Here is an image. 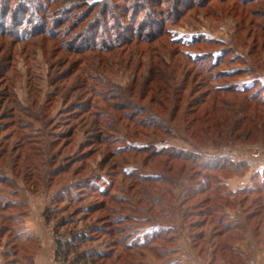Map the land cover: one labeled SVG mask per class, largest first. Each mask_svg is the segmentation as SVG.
I'll return each mask as SVG.
<instances>
[{
    "label": "rangeland",
    "instance_id": "374dc122",
    "mask_svg": "<svg viewBox=\"0 0 264 264\" xmlns=\"http://www.w3.org/2000/svg\"><path fill=\"white\" fill-rule=\"evenodd\" d=\"M33 2L74 4L76 14L72 23L43 25L45 33L0 38L4 264H33L40 242L51 253L55 238L76 235L84 241L69 259L226 264L220 253L209 261L215 241L224 246L210 240L215 222H240L252 211L260 214L248 223L260 227L257 234L249 227L254 241H233L243 256L230 263L264 264V187L227 186L244 185L241 175L264 167V0ZM26 29L18 26L17 36ZM240 117L242 127L233 129ZM214 159L248 167L214 171ZM205 177L219 195L195 192ZM257 179L245 185L257 188ZM229 191L232 211L214 209ZM203 208L209 216L192 213ZM203 218L206 240L195 258L189 222ZM169 221L173 229L165 230ZM104 252L111 257L99 258Z\"/></svg>",
    "mask_w": 264,
    "mask_h": 264
},
{
    "label": "trees",
    "instance_id": "16d2710c",
    "mask_svg": "<svg viewBox=\"0 0 264 264\" xmlns=\"http://www.w3.org/2000/svg\"><path fill=\"white\" fill-rule=\"evenodd\" d=\"M72 3V2H70ZM60 5V3H59ZM74 4H70L69 6L70 8H61L60 6H55V5H50L49 3H45L44 5L41 4H34L33 0H0V38L2 37H10V38H18L19 39H24L21 38L22 37H30L33 32L34 34H38V33H45V28L43 27V25H45V27H47L49 25V23H52L54 21V19H56L57 25H66L69 23H72L73 21V17L75 16V8L76 5ZM96 6V5H95ZM27 7H33V8H37L40 9L39 12L40 13H35V12H31V10H29V8L27 9ZM88 12L90 10L94 9V5H88L87 6ZM70 10H73L74 12L70 13ZM33 11H35L33 9ZM87 13V12H86ZM85 13V15H86ZM33 16L34 18H36V22L32 23V20H27V16ZM60 17V18H55V17ZM60 19V20H59ZM84 21V17H81L79 19V22ZM78 22V23H79ZM22 24H26L27 29L26 30H22V32H20L17 36L16 31H17V27L21 26ZM91 25L90 22L87 23V27ZM30 30H29V29ZM36 30V32H35ZM29 31V32H28ZM125 35V34H124ZM124 35L122 34V36L124 37ZM133 35V34H132ZM121 36V38H122ZM118 36L116 35L115 38H117ZM128 37V36H127ZM130 38V36H129ZM114 40V38H111ZM117 40H120L119 38H117ZM129 40V39H128ZM95 42V41H94ZM240 91H245V90H240ZM242 111V110H241ZM239 120H237L234 125H232V128L235 129L236 127H242V122H243V118H238ZM258 126L262 124H260V122H258ZM249 133L250 132H245L244 137L248 138L249 137ZM211 170L214 171H221L224 169H229L232 172H235L237 170H241L243 172L246 171L247 165L243 162H237V161H233V160H226L225 159L222 160V162H220L217 159H214L212 161L211 166L209 167ZM242 172V173H243ZM253 178L256 179L258 178L257 182L253 181V183H259L261 181V184L255 188H250L245 186L242 188V190H240V192H250L256 189H260L264 187V171H262L261 173L257 174L254 173L253 174ZM192 179V178H191ZM199 185L200 190H196L195 192H199V193H209L211 195H219L217 194L215 188L210 189L209 184H206L208 179L205 178H200L199 180ZM165 192H167V189H164ZM237 192V191H235ZM231 194H234V192H227L226 194H224V196L222 198L226 199L225 203H218L217 205H213L212 207H214V209H218L220 210L223 207H227L232 211L231 206H233V200L230 202L228 200L229 196H231ZM193 195V191H190V197ZM230 199V198H229ZM247 200V198H244V200L242 199L240 202L243 204L245 201ZM167 202V200H165ZM203 205H208L210 204V202L212 201V197L210 195L206 196L203 200ZM264 206V205H263ZM235 207V206H233ZM234 209V208H233ZM2 210H4V208H2ZM214 211V210H213ZM235 211V210H234ZM204 212V213H203ZM245 209H243V213H245ZM194 213L195 216H199L200 214L203 215L204 217L209 216V211L203 209H200L198 211H194L192 212ZM224 216H228L227 218H229L231 215L229 214V211L227 212H223L222 213ZM238 214V215H237ZM242 213H237V211H235V215L234 216H242ZM260 213L252 211V212H246L245 213V217L240 219V222H234L233 224H229L228 222H224L222 216H220L217 220H216V226L219 228L217 230L212 231V235L210 236V240L211 239H221L223 241L224 245L219 246V242L215 241V246L213 247V249L211 250L210 254L212 255V259L209 261H212L214 259V257H216L218 254L221 255L222 257H225V262L226 264H232L231 262V258H237L238 263L241 262L239 261V259H241L242 257L240 256V254L235 250L234 246H233V241L238 240L242 237L243 233L245 231H249V227L250 224L248 223L249 221H253V219L257 216H259ZM43 217L45 216V220L48 219L47 213L44 211L43 212ZM184 215V214H183ZM243 221V222H242ZM207 223V220L201 219V220H192L189 222V228H190V233H189V237L192 243V246L194 248V250L196 251L198 256H202V248L199 247L200 242H204V240H206V237L204 235V233L202 232V228L205 226V224ZM260 224L257 223L254 226H252L253 228H251L253 230V232H255V234H257V230L259 229ZM173 227V225L170 223V221L167 224V229H170ZM173 229V228H172ZM174 232V231H173ZM173 235L175 236V233H173ZM173 236V237H174ZM176 237V236H175ZM228 238H231L230 241L228 242L227 240ZM18 237H15V240H17ZM74 241H67L65 240L64 242L60 241L58 238H55V250H54V259L56 262H59L60 260L62 261L63 264H98L96 262V258H92V259H82L81 255H78L72 259H69V255L72 253V249L74 247H77V245H79L80 241H84L83 240V236H79L76 235L74 237ZM176 239V238H175ZM172 240V236L168 237V241ZM79 241V242H77ZM13 247H15V243L12 244ZM222 247V248H221ZM225 248L226 251H228L229 253H224L223 251H221V249ZM127 249L129 250V247H127ZM3 258L5 259L7 256H9V251L8 252H2ZM119 256V255H117ZM31 257H33L32 261L34 264V256L33 254L31 255ZM110 254H108V252H104L101 254V256L99 255V258L104 259V258H110ZM91 258V257H90ZM98 258V257H97ZM82 259V261L80 262V260ZM88 261V263H86ZM6 264H11V262H9L8 260H5ZM235 263V262H234ZM242 264V263H241Z\"/></svg>",
    "mask_w": 264,
    "mask_h": 264
},
{
    "label": "crops",
    "instance_id": "0c3cea01",
    "mask_svg": "<svg viewBox=\"0 0 264 264\" xmlns=\"http://www.w3.org/2000/svg\"><path fill=\"white\" fill-rule=\"evenodd\" d=\"M235 161H237V162H243V163H245L246 165H247V167H248V164L246 163V162H244L243 160H235ZM247 169V168H246ZM261 169V172L262 171H264V167L263 168H260ZM248 171V170H247ZM261 172H259V170L258 169H256L253 173H250V172H245L243 175H241L242 177L243 176H246L245 178H246V182H245V184H247L248 183V181L249 182H251V180H252V178H253V174L254 173H257V174H259V173H261ZM240 176V177H241ZM253 182V181H252ZM225 184H226V182H224ZM242 185V186H240V187H235V188H233V187H230L229 185H227L230 189H237V188H240V189H242L243 187H245L246 185ZM232 214V213H231ZM188 234H189V232H188ZM187 237H188V239H189V235H187ZM243 237V238H242ZM242 237L240 238V239H238V240H236V242H243V241H245L247 238H251L252 240L254 239V236H253V234H251V232L250 231H245L244 233H243V235H242ZM254 241V240H253ZM235 242V243H236ZM189 247H190V249H191V251L193 252L192 254H194V257L195 258H198V255H197V253L195 252V250L193 249V246H192V243H191V240H189ZM235 243H233V246H234V248L236 249V246H235ZM39 246H40V250L36 253V255L34 256V261H35V264H50V261L54 258V247H52L51 248V253H50V249H48L49 251H45L44 249H45V247L43 246V244H41V242L39 243ZM237 250V249H236ZM238 251V250H237ZM239 252V251H238ZM2 253V252H1ZM239 254L241 255V257L243 256L240 252H239ZM0 263L1 264H4V261H3V258L2 259H0ZM221 263H223V264H225L223 261H221Z\"/></svg>",
    "mask_w": 264,
    "mask_h": 264
}]
</instances>
